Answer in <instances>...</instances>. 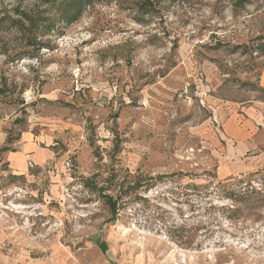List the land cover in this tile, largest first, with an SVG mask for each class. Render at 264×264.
<instances>
[{"label":"rangeland","instance_id":"374dc122","mask_svg":"<svg viewBox=\"0 0 264 264\" xmlns=\"http://www.w3.org/2000/svg\"><path fill=\"white\" fill-rule=\"evenodd\" d=\"M58 3L0 0L56 22L0 31V264H264V0Z\"/></svg>","mask_w":264,"mask_h":264},{"label":"trees","instance_id":"16d2710c","mask_svg":"<svg viewBox=\"0 0 264 264\" xmlns=\"http://www.w3.org/2000/svg\"><path fill=\"white\" fill-rule=\"evenodd\" d=\"M58 3L61 15L57 22L70 23L77 19L82 13L84 7L99 0H46L53 4ZM15 15H10L6 12L0 16V31H7L10 28H15L20 33V38L24 42L25 47L33 46L37 51L40 47H44L42 41L43 32L53 31L56 22L51 20L48 7L40 8L39 5L29 9H21L15 7L12 9ZM42 32V33H41ZM27 51H23L25 53ZM21 54V52H19ZM32 56V55H30ZM114 214L115 207L112 204Z\"/></svg>","mask_w":264,"mask_h":264},{"label":"crops","instance_id":"0c3cea01","mask_svg":"<svg viewBox=\"0 0 264 264\" xmlns=\"http://www.w3.org/2000/svg\"><path fill=\"white\" fill-rule=\"evenodd\" d=\"M224 124V133L228 141L224 151V158L217 166V174L227 178L241 173L257 172L264 169V149L256 147L257 150L250 152L255 141L251 144L247 140L249 134L245 125H239L236 117H231ZM238 123V124H237ZM264 147V146H263ZM23 154L21 153L22 158ZM16 157V160H20Z\"/></svg>","mask_w":264,"mask_h":264},{"label":"built area","instance_id":"2783aa9c","mask_svg":"<svg viewBox=\"0 0 264 264\" xmlns=\"http://www.w3.org/2000/svg\"><path fill=\"white\" fill-rule=\"evenodd\" d=\"M190 153H191V154H194V153H196V151H195L194 149L191 148V149H190ZM30 165H32L31 162H30Z\"/></svg>","mask_w":264,"mask_h":264}]
</instances>
